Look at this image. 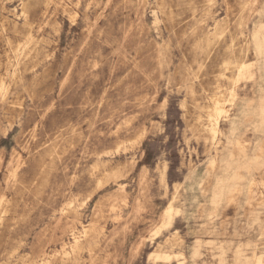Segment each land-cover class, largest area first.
Masks as SVG:
<instances>
[{
	"label": "rangeland",
	"instance_id": "1",
	"mask_svg": "<svg viewBox=\"0 0 264 264\" xmlns=\"http://www.w3.org/2000/svg\"><path fill=\"white\" fill-rule=\"evenodd\" d=\"M0 208V264H264V0H0Z\"/></svg>",
	"mask_w": 264,
	"mask_h": 264
},
{
	"label": "bare ground",
	"instance_id": "2",
	"mask_svg": "<svg viewBox=\"0 0 264 264\" xmlns=\"http://www.w3.org/2000/svg\"><path fill=\"white\" fill-rule=\"evenodd\" d=\"M29 1V0H28ZM231 61V60H230ZM238 63V76L237 79L235 80V83H237L239 81V79L241 78V76L243 75V71L246 69L247 65L246 63H244V61L242 59H238L237 60ZM233 66V65H232ZM237 66V64H236ZM228 70V69H227ZM232 70V69H231ZM224 78V77H223ZM230 80V79H229ZM234 84V83H233ZM236 87V86H235ZM2 89L5 90L4 85H2ZM235 93V92H234ZM233 94V93H232ZM225 95V94H224ZM235 95V94H234ZM216 96V95H215ZM234 97V96H233ZM232 97V99H234ZM212 100V105H211V109L209 111V115H208V121H209V126H208V133L211 136V139L213 140V143H218V136L220 134V124H221V120L223 119V117L225 115L228 114V110L226 108L225 105V101L220 97H216L211 99ZM234 101V100H233ZM232 101V102H233ZM218 169V165L217 162L214 161L211 164V173L212 174H216ZM2 207V206H1ZM167 212V219L164 222V226L165 227H170L173 223L174 220V214H175V210L173 207H169ZM2 213V210L0 208V214ZM91 229L90 228H84L83 231V236H87L88 234H90ZM90 236V235H89ZM80 245H81V240L80 239H75V244L73 247H71L70 251H65V255H70V253H76L79 249H80ZM166 256V255H165ZM164 257V256H163ZM167 257V256H166ZM157 259H159V257H157ZM46 264V263H44Z\"/></svg>",
	"mask_w": 264,
	"mask_h": 264
}]
</instances>
